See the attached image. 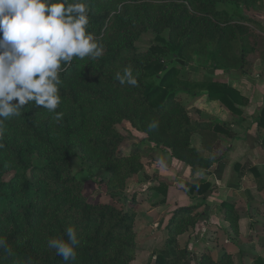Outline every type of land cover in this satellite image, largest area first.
<instances>
[{"label":"trees","instance_id":"16d2710c","mask_svg":"<svg viewBox=\"0 0 264 264\" xmlns=\"http://www.w3.org/2000/svg\"><path fill=\"white\" fill-rule=\"evenodd\" d=\"M87 4L88 30L103 44L104 52L96 61L74 59L60 74L61 103L56 112L63 113V119L57 121L55 113L29 104L20 117L5 122L0 138V236L6 238L14 256L0 249V264L16 260L64 264L62 256L47 247V240L67 239L64 231L69 224L81 240L73 264L134 262L140 199L133 196L125 208L116 204L128 180L144 164L139 152L118 155L124 137L116 126L128 122L155 149L192 171L208 172L214 162L193 147L192 136L199 133L207 144L214 143L227 126L220 121L194 122L182 95L197 97L207 92L210 99L237 113V105L247 100L217 81L214 73L248 74L256 61H264V27L245 14L264 10V0H87ZM166 31L168 39L162 37ZM145 32L154 33L158 44L140 52L135 44ZM195 55L208 60L209 70L200 80L176 77L175 67H168L183 66L177 60L188 62ZM169 58L173 60L168 63ZM125 67L133 69L137 86L121 85L115 79V73ZM153 121L159 126L149 130ZM258 125L264 128V108ZM79 155L108 173L111 204L92 203L85 197V187L72 171V161ZM35 157L43 164L35 165ZM253 173L263 191L264 178L256 169ZM166 186L157 181L150 188ZM180 188L204 201L212 191L205 180H192ZM204 207V203L179 207L172 214L165 229L167 246L174 254L163 257L160 251L159 262L188 264L189 250L181 247L179 237L205 219ZM222 211L235 239L240 238L237 203L223 202ZM222 257L204 253L200 264H235L231 255ZM261 261L258 258L255 264Z\"/></svg>","mask_w":264,"mask_h":264},{"label":"clouds","instance_id":"9594fccd","mask_svg":"<svg viewBox=\"0 0 264 264\" xmlns=\"http://www.w3.org/2000/svg\"><path fill=\"white\" fill-rule=\"evenodd\" d=\"M89 24L87 0H0V138L5 122L20 117L25 105L34 104L55 113L57 121L63 119V113L56 112L61 103L60 74L74 59L96 61L104 52ZM115 79L121 85H138L131 67L118 70ZM158 126L153 121L148 128ZM64 235L67 239L49 238L47 247L62 256L64 264H73L81 240L71 224ZM0 249L14 256L3 236Z\"/></svg>","mask_w":264,"mask_h":264},{"label":"crops","instance_id":"0c3cea01","mask_svg":"<svg viewBox=\"0 0 264 264\" xmlns=\"http://www.w3.org/2000/svg\"><path fill=\"white\" fill-rule=\"evenodd\" d=\"M206 76V75H205ZM202 76V77H205ZM214 77L217 81L226 84L228 87L237 91L247 101L237 105L239 112H233L220 101L212 100L207 92H202L197 99L190 98L187 105L190 116L194 122L197 121H220L226 124V131L219 133L214 143H206L205 138L195 133L193 137L198 136V140L193 147L197 149L204 157L210 158L214 165L208 172L192 171V169L171 158H162V164L156 168L159 169V178L152 177L148 179V184L143 191H148L146 196L147 203L155 196L150 192V186L155 185L157 181L168 184L167 196L161 198V204L156 205L157 209L168 208L171 212L175 208L184 207L179 197V185L186 184L192 180H205L211 185V193L204 201L202 197L191 198L188 207L196 204H205L206 229L218 224L222 227L229 237L234 238L229 229V224L223 219L222 204L225 201H234L244 208V215L240 213V237L241 224L243 220H249L250 229L254 218V208L258 207L264 212V190L259 191L256 183V177L253 169L264 178V128L258 125V116L264 108V61L258 60L254 64L251 73L240 74L237 71L225 72L216 71ZM197 108V118L191 115L190 108ZM193 139V138H192ZM192 142V140H191ZM187 173V175L184 174ZM202 173V174H201ZM188 176V178H186ZM241 176V177H240ZM180 181V182H179ZM181 181H184L183 183ZM156 182V183H155ZM181 183V184H179ZM179 184V185H178ZM150 195V196H147ZM151 199V200H150ZM185 199V198H184ZM165 201V202H163ZM163 208H159V207ZM155 208V207H154ZM149 206V212L156 211ZM213 212H216L215 214ZM150 215V214H149ZM251 217L253 219H251ZM255 221H258L257 219ZM264 225V222H259ZM165 232L166 229H165ZM184 236V235H183ZM179 237L181 242L182 237ZM208 241V240H206ZM210 242V241H208ZM201 243V242H200ZM207 243V242H206ZM203 245V243H201ZM206 247L207 244H205ZM254 257L263 259V255L255 254Z\"/></svg>","mask_w":264,"mask_h":264},{"label":"rangeland","instance_id":"374dc122","mask_svg":"<svg viewBox=\"0 0 264 264\" xmlns=\"http://www.w3.org/2000/svg\"><path fill=\"white\" fill-rule=\"evenodd\" d=\"M245 14L252 17L254 21H260V24L264 27V10H246ZM168 33L169 32L166 31L162 34V37L168 39ZM156 44H158L156 35L152 32H145L141 35L135 46L140 52H145L151 46ZM171 60L173 59L169 58L167 62L169 63ZM185 64L186 66H184ZM168 67H175L176 77L190 81L202 79V76H205L209 70L208 60L204 56L196 55L193 59L188 60V62H184L183 66L169 64ZM159 74L162 75L161 72L158 73V75ZM154 84L158 85L159 80L155 78ZM186 96L184 95V97ZM199 96H201V94ZM199 96L190 97L191 100H194ZM184 97H182L183 102L185 105H188L190 103V98L184 99ZM190 113L194 118H197V108L191 107ZM116 129L124 137V141L118 149V155L128 156L131 152H139L141 155V161L144 164L143 170L135 178L128 180L127 190L121 200H118L116 204L118 207L125 208L127 207L126 204H128V201H131L133 196L135 197L136 195L138 200L140 199V203L137 205V211L139 213L135 225L137 231L138 251L135 261L131 264H162L157 259L160 251H163V257H168L170 254H174L173 250L167 246V232H165V227L177 208L169 212V209L166 207L163 208L158 206L163 209H157L156 207V205L161 204V198L167 196L168 186L163 187V189L149 190L150 192H154L155 196H153L152 200L150 199L151 201L148 203L146 202V196L143 195L144 193L148 194V191L142 192V189L145 190L144 187L147 186L148 179L151 180L152 177H154V179L156 177L159 178V174L161 173L156 167L162 164V161H160L162 158H168V156L163 154L160 150L155 149L153 145L149 144L145 139V135L134 130L128 122H123L122 124L117 125ZM192 138V144L196 146L195 143L196 140H198V136H192ZM34 163L35 165L43 164V162L36 157L34 158ZM72 171L83 183L85 187L84 195L88 201L106 205L113 202L106 188V181L108 179L107 172L93 167L92 164L81 159L80 155L72 161ZM184 174L187 175L186 172H184ZM186 178H188V176ZM190 181H192V179H190ZM181 182L183 183L184 181ZM184 185L185 184H181L178 186V190L182 192L179 193V197L182 200L180 205L188 207L190 203L189 200L192 197L185 188H180ZM149 206H151L152 209L155 207L156 211L149 212V209H147ZM238 209L240 213L244 214V208L241 204L238 205ZM253 212L254 218L258 221H255L256 219H254L250 229L249 220L246 221L244 219L241 224V237L238 239H235V237H229L226 231L218 226V224H213L214 226L207 228V231L205 232L206 218L201 220L195 229L184 234L180 242L181 247L188 248L189 250L190 255L188 257V264H200L201 255L204 253H211L216 259L221 258L222 254H224L222 258L231 255L235 264H255L258 259L254 257L255 254H261L264 256V225L259 223L264 222V212L258 207H255ZM213 213L215 214L216 212ZM251 219L253 218L251 217ZM200 242L203 243V245H201ZM205 244L210 247H206ZM261 260L262 264H264V258Z\"/></svg>","mask_w":264,"mask_h":264},{"label":"water","instance_id":"95a60500","mask_svg":"<svg viewBox=\"0 0 264 264\" xmlns=\"http://www.w3.org/2000/svg\"><path fill=\"white\" fill-rule=\"evenodd\" d=\"M179 64L183 65L184 64V61L182 60H177Z\"/></svg>","mask_w":264,"mask_h":264}]
</instances>
